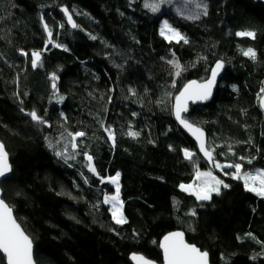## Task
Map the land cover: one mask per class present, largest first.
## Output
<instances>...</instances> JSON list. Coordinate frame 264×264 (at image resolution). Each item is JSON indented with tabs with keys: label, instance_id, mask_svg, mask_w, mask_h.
Here are the masks:
<instances>
[{
	"label": "trees",
	"instance_id": "obj_1",
	"mask_svg": "<svg viewBox=\"0 0 264 264\" xmlns=\"http://www.w3.org/2000/svg\"><path fill=\"white\" fill-rule=\"evenodd\" d=\"M144 4L0 0V142L12 165L4 200L37 264H132L133 253L162 264L160 241L173 231L211 264H264V195L224 167L240 164L241 177L264 171V0H165L157 12ZM164 20L184 40L162 37ZM248 31L255 38L236 35ZM248 48L255 59L243 54ZM220 60L226 69L213 101L185 116L208 135L209 165L172 106ZM201 171L229 187L205 201L181 189ZM117 173L120 224L104 202Z\"/></svg>",
	"mask_w": 264,
	"mask_h": 264
},
{
	"label": "snow or ice",
	"instance_id": "obj_2",
	"mask_svg": "<svg viewBox=\"0 0 264 264\" xmlns=\"http://www.w3.org/2000/svg\"><path fill=\"white\" fill-rule=\"evenodd\" d=\"M165 3V0H145V8L149 9L152 12H157L160 10V5ZM204 14H207L206 6L204 9ZM198 18V17H196ZM69 22L71 23V16L68 17ZM73 27L76 25L73 23ZM165 30H167L170 35H165ZM161 35H165L166 39H175L177 42L184 40V37L176 30L172 29L167 22L165 21L164 28L161 30ZM237 36H247L255 38L254 32H238ZM51 36V32H49ZM94 38V37H93ZM187 41L185 40V43ZM59 46V45H57ZM245 56H249L252 59H255V52L253 49L248 48L243 50ZM33 67H36L40 61V53H33ZM176 68V74L179 75L183 70L182 66L178 61H172ZM222 67V64H217L216 70L212 72V77L204 84H196L193 82L188 85L184 92L180 96L176 97L175 112L176 118L180 120L181 124L184 125L196 138L200 141V150L204 152V155L211 159V152L205 148L204 133L200 128L194 127L192 124L188 123L187 120L181 118V112L187 111V101L196 100V99H207L211 94L212 85L215 83L217 71ZM52 79L55 81L56 76L53 74ZM53 88L56 87L55 83L52 85ZM264 92V89H262ZM264 103V100H262ZM33 121H36L38 124H43L45 121L37 115L35 111L29 113ZM77 136H83L84 133H77ZM111 135V133H110ZM129 135L136 136L138 133L130 132ZM184 155L188 159H192L193 154L185 150ZM92 157L89 156L88 160L91 161ZM243 159V158H241ZM250 162V161H249ZM216 167H221L220 164H216ZM224 167L235 168L234 178L243 179L245 187L249 191H256L258 195H264V171L258 172L255 175L252 173H247L241 177L240 173L242 166L240 164H228ZM93 172L94 168L91 169ZM11 165L8 162V153L5 150L3 143H0V177H4L6 173L11 172ZM197 180L200 181L198 186L194 185H181L182 190H191L192 193L196 196L198 200L205 201L211 199V194L215 192L216 194L220 193V186L228 188L229 185L224 184L222 180L217 179L212 175L211 172H197ZM119 179V173H117L115 178L111 179L112 183H116V195L112 197H106L105 203H111L112 205V216L115 219L117 224L126 223V220L120 213V208L122 207V202L119 200V184L117 183ZM250 181L252 185H255L257 182L259 187L250 186ZM191 215H195L193 211ZM164 255L167 264H207V252H202L195 245L187 244L184 242L183 233H173L170 236L165 237V242L163 244ZM0 252L4 254V257L7 261V264H34L33 255H32V241L21 229L20 225L16 222L15 218L12 215V209L4 202L3 199H0ZM133 260L137 261L138 264H150L142 256H133Z\"/></svg>",
	"mask_w": 264,
	"mask_h": 264
},
{
	"label": "water",
	"instance_id": "obj_3",
	"mask_svg": "<svg viewBox=\"0 0 264 264\" xmlns=\"http://www.w3.org/2000/svg\"><path fill=\"white\" fill-rule=\"evenodd\" d=\"M61 12L63 13V15H64V17H65V19H66V24H67V26H68L70 29H72V30H76V29H77V23H76V21H75L73 15L69 12V10H68L67 8H61ZM69 16H71V23H70L69 20H68V17H69ZM73 23L76 25V27H73V26H72ZM218 63H219V64H222V67L217 71V75H216L215 83L212 85V88H211V94L208 96V98H207V99L188 100V101H187V111H186V112H181V118H182V119L187 120L188 123L192 124L194 127L200 128V129L203 131V133H204V141H205V148H206L208 151L211 152V159H209V157L205 156V155H204V152L200 150V146H199V145H200V141L197 140V138H196V137H195V136H194V135H193V134H192L187 128H185L183 124H181L180 120H178V119L176 118L175 104H176V97L180 96V94H181L182 92H184L185 88H186L188 85L192 84L193 82H195L196 84H204V83H206L208 80H210L211 77H212V72H213L214 70H216V66H217ZM225 69H226V65H225V63H224L223 61H221V60H220V61H217V62L213 65V67H212V69H211V71H210V75H209V77H208L206 80H204V81L192 80V81L188 82V83L185 85V87L180 91V93L175 97L174 102H173V106H172L173 117H174V119H175L177 125L179 126V128H180L181 130H183V131H184V132H185V133H186V134H187V135H188V136L194 141V143H195V145H196V147H197V150H198L199 154L201 155V157H202V158H203V159H204L209 165H212V164H213L214 156H213L212 151L209 150V146H208V135H207V133H206L205 130H203L200 126L195 125L194 123L190 122L188 119H186L185 116H186V114H187V112H188V110L190 109L191 106L204 105V104H208V103H210V102L213 101V99H214V97H215V94H216V92H217V89H218V87H219L220 81H221V79H222V77H223V75H224V73H225ZM262 100H264V92H262V95H261V97L259 98V106H260L261 111L264 113V103H262ZM0 143H2V142H0ZM5 150H6V148H5ZM6 152H7V150H6ZM7 153H8V152H7ZM8 162H9V164L11 165V161H10V156H9V154H8ZM11 169H12V165H11ZM11 173H12V171L9 172V173H6V175H5L4 177H0V199H3V200H4V195H3L2 188H1V184H2V182H3L5 179H7L8 177H10ZM4 202L9 206V204H8L5 200H4ZM9 207H10V206H9ZM10 208H11V207H10ZM11 209H12V208H11ZM12 215H13V217L15 218L16 222L20 225L21 229L24 231L23 227L21 226V224H20V223L18 222V220L16 219L13 209H12ZM177 232H179V233H183V239H184V242L187 243V244H190V243L187 242V240H186V235H185V233H184L183 231H173V232L168 233L167 235H165V236L162 238V240L160 241V251H161L162 256H163L162 264H167V261L165 260L164 248H163V244H164V242H165V237L170 236L171 234H173V233H177ZM24 233L30 238V236H29L25 231H24ZM30 240L32 241L31 238H30ZM191 245H193V244H191ZM195 246H196V245H195ZM196 247H197V246H196ZM197 248H198V247H197ZM199 249H200V248H199ZM200 250H201V249H200ZM201 251H202V250H201ZM202 252H203V251H202ZM0 253L4 256V254H3L2 252H0ZM32 255H33V262H34V264H37V263H36V260H35V248H34L33 241H32ZM134 255H135V256H142V257H144L147 261L150 262V264H159V263H157V262H155V261H152V260L146 258V257H145L144 255H142V254H136V253L131 254L130 257H129L130 262H131L132 264H138L137 261H135V260L132 259V257H133ZM6 264H7V261H6ZM207 264H211L209 254H208V257H207Z\"/></svg>",
	"mask_w": 264,
	"mask_h": 264
},
{
	"label": "rangeland",
	"instance_id": "obj_4",
	"mask_svg": "<svg viewBox=\"0 0 264 264\" xmlns=\"http://www.w3.org/2000/svg\"><path fill=\"white\" fill-rule=\"evenodd\" d=\"M165 21H166V20H164V21L161 23L160 34H161V30L164 28ZM166 22H167V21H166ZM167 24H168L172 29H174V28H173L168 22H167ZM174 30H175V29H174ZM176 31H177V30H176ZM165 35H170V33H168L167 30H165ZM165 35H161V36L165 38ZM165 39H166V38H165ZM166 40H169V39H166ZM171 40H175V39H171ZM52 91H53V90H52ZM53 92H55V91H53ZM64 144H65L64 146L68 149L70 144H68V143H64ZM201 172H211V171H201ZM258 172H261V171H257V172L252 173V174L255 175V174L258 173ZM211 173H212L213 176H215V174H213V172H211ZM115 177H116V176H115ZM115 177H112V178H115ZM215 177H216V176H215ZM112 178H108V179H107V180H108V183H109V185H110L111 190H110L109 192H107V194L105 195V198H106V197H112V196H115V195H116V187H117V184L111 182V179H112ZM196 181H197L196 183L184 184V185H185V186H187V185L198 186V185L200 184V181L197 180V179H196ZM117 183L119 184V179H118ZM221 186H222V185H221ZM221 186H220V190H221ZM250 186H253V187L258 188V187H259V184H258V182H257L255 185H252V183H251V181H250ZM184 191H186V190H184ZM186 192L192 193L191 190H187ZM214 193H215V192H213V193L211 194V197H212V195H213ZM192 194H193V193H192ZM119 200L122 202V199H121V196H120V188H119ZM106 205H108V207L110 208V211H111V213H112V205H111V203H106ZM122 210H123V202H122V207L120 208V213H121V215H122Z\"/></svg>",
	"mask_w": 264,
	"mask_h": 264
}]
</instances>
